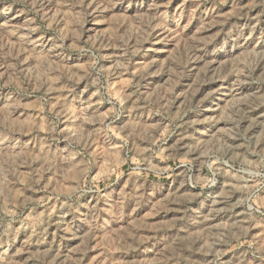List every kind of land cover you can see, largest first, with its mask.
<instances>
[{
  "label": "rangeland",
  "instance_id": "obj_1",
  "mask_svg": "<svg viewBox=\"0 0 264 264\" xmlns=\"http://www.w3.org/2000/svg\"><path fill=\"white\" fill-rule=\"evenodd\" d=\"M0 264H264V0H0Z\"/></svg>",
  "mask_w": 264,
  "mask_h": 264
}]
</instances>
